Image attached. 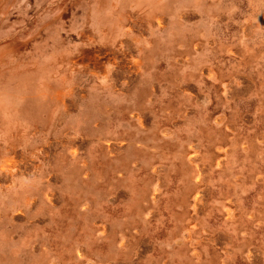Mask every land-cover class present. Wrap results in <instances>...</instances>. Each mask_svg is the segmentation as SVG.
<instances>
[{"label":"rangeland","instance_id":"rangeland-1","mask_svg":"<svg viewBox=\"0 0 264 264\" xmlns=\"http://www.w3.org/2000/svg\"><path fill=\"white\" fill-rule=\"evenodd\" d=\"M263 141L264 0H0V264H264Z\"/></svg>","mask_w":264,"mask_h":264},{"label":"bare ground","instance_id":"bare-ground-1","mask_svg":"<svg viewBox=\"0 0 264 264\" xmlns=\"http://www.w3.org/2000/svg\"><path fill=\"white\" fill-rule=\"evenodd\" d=\"M208 1V0H207ZM215 4V3H214ZM213 4V5H214ZM221 8V7H220ZM215 15V14H214ZM246 56V55H245ZM19 85H24V87H25V85L27 86V87H25V88H23V87H21V86H19V85H17V87L19 88L18 90H15V91H17V95L14 93L12 96H11V98H9V100L7 101V98L6 99H4V100H2V104L4 105L3 106V110L4 111H6V110H8L9 111V113L11 114V117L13 118V119H15V118H17L18 116H20L23 112H24V110H25V108L23 109V105H20V101H19V97L20 98H22V99H27L28 98V95H29V90H28V88H29V85L27 84L29 81H28V79L27 78H19ZM27 89V90H26ZM22 90H24V92H25V94L24 93H22L23 91ZM26 90V91H25ZM217 120V123L218 124H221V123H223L224 122V118L223 117H220V118H218V119H216ZM264 142V141H263ZM196 154L191 158V162L193 163V162H197L198 161V159H200L201 157H200V155H199V152H195ZM227 159V158H226ZM224 161V160H223ZM221 162V161H220ZM224 163V162H223ZM8 165H11V164H8ZM199 168V167H198ZM200 173H202L201 171H200ZM238 180V179H237ZM187 189H189V188H187ZM202 199H203V195H201L200 193H198L196 196H195V202L197 203L196 205H198L199 203H200V201H202ZM196 215V214H195ZM194 215V216H195ZM83 255V254H82Z\"/></svg>","mask_w":264,"mask_h":264}]
</instances>
